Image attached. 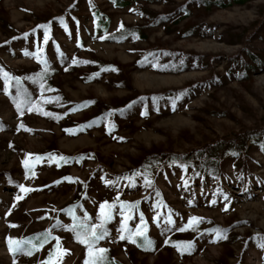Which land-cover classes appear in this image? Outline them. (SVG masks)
I'll use <instances>...</instances> for the list:
<instances>
[{
  "label": "rangeland",
  "instance_id": "1",
  "mask_svg": "<svg viewBox=\"0 0 264 264\" xmlns=\"http://www.w3.org/2000/svg\"><path fill=\"white\" fill-rule=\"evenodd\" d=\"M121 1L0 0V264H264V0Z\"/></svg>",
  "mask_w": 264,
  "mask_h": 264
},
{
  "label": "snow or ice",
  "instance_id": "2",
  "mask_svg": "<svg viewBox=\"0 0 264 264\" xmlns=\"http://www.w3.org/2000/svg\"><path fill=\"white\" fill-rule=\"evenodd\" d=\"M62 22V21H61ZM41 27H46V26H41ZM60 159H64L63 157H61ZM27 163V162H26ZM22 191H28V189H21ZM18 199H19V197H18ZM114 207V205H108L107 204V202L105 203V204H103V205H101V215L102 216H104L105 215V209L107 208V209H111V208H113ZM108 218H110V214H109V216H108ZM199 220H200V218H192V221H195V222H199ZM190 226H191V222H190ZM145 228H138L137 230H136V232L134 233V235H137V236H142V237H144V239H145V241L147 242V243H151V241H147V237L144 235L145 234ZM181 230H184V229H181ZM91 235H92V239L91 240H88V239H80V236H79V234H77V239H79L80 240V242L81 243H85V244H88L89 245V253H90V255H91V253H92V245L95 243V242H97V241H99L100 239H102L103 237H104V235H106V233H101L100 235H97L96 234V231H95V228H92L91 230ZM121 239H125V237L124 236H121L120 237ZM11 242V241H10ZM31 241H28V243H30ZM131 242L132 243H136V240L135 239H131ZM57 247H59V245L57 246ZM107 250L106 249H103V248H101V249H98V252L99 253H105ZM29 254H31V252H29ZM61 255H63V252H61ZM89 264H94V262H89Z\"/></svg>",
  "mask_w": 264,
  "mask_h": 264
},
{
  "label": "trees",
  "instance_id": "3",
  "mask_svg": "<svg viewBox=\"0 0 264 264\" xmlns=\"http://www.w3.org/2000/svg\"><path fill=\"white\" fill-rule=\"evenodd\" d=\"M115 1L119 5H124V6L129 5V2H127V1H125V3L123 1H121V0H115ZM151 1H153V0H151ZM246 1L247 0H237V3L243 4ZM96 15L98 16L97 22H98V25L100 26V28L102 30H107L109 28V25H110V18L108 16H104L101 12H97ZM123 30L124 31L122 33L126 32V29H123ZM100 64H103L102 66L107 65V63L106 62H103V61H101ZM108 111H112L111 107H108L105 112H108ZM75 132H77V131H75ZM213 160L215 161V164H216V162L218 161V158L215 157ZM215 172H217V171H215ZM105 254L106 255L104 257V262H107L109 264H116V262L113 261V258L111 257V255L109 254V252L106 251Z\"/></svg>",
  "mask_w": 264,
  "mask_h": 264
}]
</instances>
